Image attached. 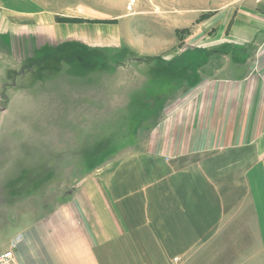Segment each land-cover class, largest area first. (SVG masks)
<instances>
[{"label": "crops", "instance_id": "1", "mask_svg": "<svg viewBox=\"0 0 264 264\" xmlns=\"http://www.w3.org/2000/svg\"><path fill=\"white\" fill-rule=\"evenodd\" d=\"M174 9L159 24L188 28L197 48L177 58L188 94L69 200L5 224L0 253L16 264H264V0ZM36 15H0V43L21 30L84 42L78 26Z\"/></svg>", "mask_w": 264, "mask_h": 264}, {"label": "rangeland", "instance_id": "2", "mask_svg": "<svg viewBox=\"0 0 264 264\" xmlns=\"http://www.w3.org/2000/svg\"><path fill=\"white\" fill-rule=\"evenodd\" d=\"M174 1L0 0L1 16H53L86 35L21 30L0 43V229L69 200L141 148L188 94L190 71L177 58L197 48L188 28L159 24L173 20Z\"/></svg>", "mask_w": 264, "mask_h": 264}, {"label": "built area", "instance_id": "3", "mask_svg": "<svg viewBox=\"0 0 264 264\" xmlns=\"http://www.w3.org/2000/svg\"><path fill=\"white\" fill-rule=\"evenodd\" d=\"M234 3L240 2L241 0H231ZM13 259V252L12 251H7L4 252L0 256V264H8V262Z\"/></svg>", "mask_w": 264, "mask_h": 264}]
</instances>
